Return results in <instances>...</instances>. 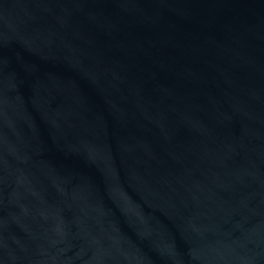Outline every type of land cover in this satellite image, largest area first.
<instances>
[{
	"label": "water",
	"instance_id": "95a60500",
	"mask_svg": "<svg viewBox=\"0 0 264 264\" xmlns=\"http://www.w3.org/2000/svg\"><path fill=\"white\" fill-rule=\"evenodd\" d=\"M0 264H264V0H0Z\"/></svg>",
	"mask_w": 264,
	"mask_h": 264
}]
</instances>
